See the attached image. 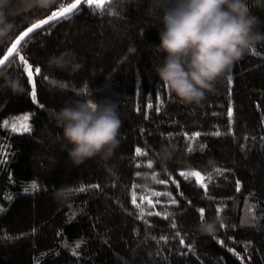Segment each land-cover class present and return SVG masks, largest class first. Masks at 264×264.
<instances>
[{
	"label": "trees",
	"instance_id": "obj_1",
	"mask_svg": "<svg viewBox=\"0 0 264 264\" xmlns=\"http://www.w3.org/2000/svg\"><path fill=\"white\" fill-rule=\"evenodd\" d=\"M247 2L264 33V6H253L264 0ZM71 3L57 0L46 11L17 17L0 58L28 27ZM161 17L158 0H107L103 10L83 3L31 33L0 71V78L20 79L25 88L14 95L0 79V264H264V42L201 105H185L155 72L163 60L155 48ZM66 50L83 68L50 72L48 58ZM20 54L41 69L34 75L37 102ZM53 77L67 90H53ZM87 100L118 105L120 143L107 160L76 165L50 112ZM26 116L31 131H13ZM173 145L175 156L165 166L161 149ZM216 169L222 175L207 191L179 175ZM144 176L151 179L148 190L140 187ZM32 183L38 191L25 190ZM81 186L86 190L72 191ZM61 188L72 191L63 202L56 198ZM210 220L218 221L215 235H201L197 226Z\"/></svg>",
	"mask_w": 264,
	"mask_h": 264
},
{
	"label": "clouds",
	"instance_id": "obj_2",
	"mask_svg": "<svg viewBox=\"0 0 264 264\" xmlns=\"http://www.w3.org/2000/svg\"><path fill=\"white\" fill-rule=\"evenodd\" d=\"M162 10L160 44L162 63L155 67L160 82L182 104L199 106L215 84L225 78L256 45L264 42V33L257 31L259 18L252 14L247 0H158ZM57 0H0V46L13 40L17 31L16 18H27L35 10H48ZM253 6H264L256 5ZM50 72L74 74L83 68L73 50L51 55L47 60ZM2 87L14 95L25 88L20 79L5 76ZM53 90L66 91V83L53 77ZM50 117L63 131L68 155L76 165L100 157L107 160L119 146L120 119L118 105L111 100L76 101ZM175 146L164 147L160 161L165 166L175 156ZM215 168V162L209 161ZM166 170V167H165ZM145 190L151 179L143 177ZM70 188H61L56 198H70ZM218 221H205L197 226L201 235L214 236Z\"/></svg>",
	"mask_w": 264,
	"mask_h": 264
},
{
	"label": "snow or ice",
	"instance_id": "obj_3",
	"mask_svg": "<svg viewBox=\"0 0 264 264\" xmlns=\"http://www.w3.org/2000/svg\"><path fill=\"white\" fill-rule=\"evenodd\" d=\"M87 3L89 6H95L97 9L103 10L105 4L107 3V0H75V3H71V5L69 7H64L62 8L60 11H53L51 13V16L49 17V19H41L38 23H34L31 27H28L26 31H24L21 35H19L18 39H15V42L11 44L10 48L7 49V54L3 55L2 58H0V70H3L6 62L9 61L10 57H13L14 53L18 52V48L17 46L21 44L22 41L25 40L26 37H29V35L31 33L34 32V30L39 29L41 27H43L44 25H47L50 23L51 20H56L57 18H68V16L73 13V10L77 9L78 6L82 3ZM19 60L23 61L25 65H27V67L24 69V71L27 74V78L31 81V90H30V95H31V99L33 102H37V92H36V82L34 79V75H40L41 74V69L39 67H35L33 68V66L31 65V63L25 58V56L23 54L19 55ZM229 80H231V77H229ZM67 87V85H65ZM86 91V89H85ZM148 108H152V104H148L147 105ZM228 115L231 117L232 116V112L231 110H229ZM29 119V117H24V120L27 121ZM4 125L5 126H9L8 125V121H4ZM12 130L13 131H17V130H22L25 132H30L31 128L27 123H24L23 125L20 126V129H17V127L15 126V124L12 125ZM196 137H198L200 134L196 133L195 134ZM215 135H220L219 132H216ZM189 151H191V149H189ZM136 155L139 156L141 155V149L140 148H136L135 150ZM144 155H146V153H143ZM152 165L149 164L148 167H151ZM217 174H221L222 175V171L220 169H216ZM180 176L184 177L185 179H189V178H195V181L205 190L207 191V187L208 184L212 183V177L209 175L207 177H205L204 175H202L199 171H190V172H184L181 171L179 173ZM153 179H155V177H153ZM26 191H38L39 190V186L36 183H32L31 185L27 186ZM86 189L81 186L78 189H74L72 191L74 192H82L85 191ZM237 191H239V187L237 188ZM151 195L154 196H160L161 193L159 192H155V193H151ZM136 195L135 193H133L132 195V203L136 204ZM143 199V198H141ZM148 204L151 205L152 201L148 200ZM137 207H142V205H137ZM218 211H220V209H218ZM157 215H159V213H157ZM200 215L203 217L204 216V211L201 209L200 210ZM141 216H143V211H141ZM165 219L168 218L167 214L164 216ZM173 227H176V225L173 223L172 225ZM181 243H183V241H181Z\"/></svg>",
	"mask_w": 264,
	"mask_h": 264
},
{
	"label": "rangeland",
	"instance_id": "obj_4",
	"mask_svg": "<svg viewBox=\"0 0 264 264\" xmlns=\"http://www.w3.org/2000/svg\"><path fill=\"white\" fill-rule=\"evenodd\" d=\"M24 123H26L25 120H23V121L21 122L20 126L23 125ZM209 175H210V174H209ZM209 175L204 174L205 177H207V176H209ZM219 175H220V174H217V173H215V174H211L210 176L212 177V181H215V179L218 178ZM189 181H190V183H191L192 186H195L196 189L204 190V189H203V188H202V187H201V186L195 181V178H189ZM209 187H210V185L208 184L207 189H209Z\"/></svg>",
	"mask_w": 264,
	"mask_h": 264
},
{
	"label": "water",
	"instance_id": "obj_5",
	"mask_svg": "<svg viewBox=\"0 0 264 264\" xmlns=\"http://www.w3.org/2000/svg\"><path fill=\"white\" fill-rule=\"evenodd\" d=\"M83 3H84V2H82L80 5H82ZM80 5H79V6H80ZM79 6H78V7H79ZM73 11H74V10H73ZM60 19H61V18H57L56 20H51L50 23L47 24V25H52L53 23H56V22H57L58 20H60ZM44 26H45V25H44ZM36 30H37V29H36ZM36 30H34V31H36ZM26 38H27V37H26ZM26 38H25V39H26ZM24 41H25V40H24ZM24 41H22L21 44H22ZM21 44H20V45H21ZM20 45L17 46L18 49H19V46H20ZM14 54H15V53H14ZM14 54H13V55H14ZM11 58H12V57H10V58H9V61L6 62L5 67L9 64V62L11 61ZM5 67H4V68H5ZM0 71H1V70H0Z\"/></svg>",
	"mask_w": 264,
	"mask_h": 264
}]
</instances>
